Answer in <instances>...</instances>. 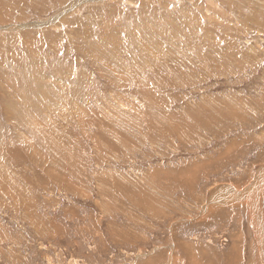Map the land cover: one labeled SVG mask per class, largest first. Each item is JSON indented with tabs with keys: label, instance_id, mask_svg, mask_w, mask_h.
I'll use <instances>...</instances> for the list:
<instances>
[{
	"label": "rangeland",
	"instance_id": "rangeland-1",
	"mask_svg": "<svg viewBox=\"0 0 264 264\" xmlns=\"http://www.w3.org/2000/svg\"><path fill=\"white\" fill-rule=\"evenodd\" d=\"M263 169L264 0H0V264H264Z\"/></svg>",
	"mask_w": 264,
	"mask_h": 264
},
{
	"label": "bare ground",
	"instance_id": "bare-ground-1",
	"mask_svg": "<svg viewBox=\"0 0 264 264\" xmlns=\"http://www.w3.org/2000/svg\"><path fill=\"white\" fill-rule=\"evenodd\" d=\"M11 7H13V6H11ZM170 134V133H169ZM264 170V169H263ZM261 174V173H260ZM264 177V176H263ZM261 179H263V178H261ZM260 180V179H259ZM264 181V180H263ZM259 183H260V181H259ZM252 192H249L248 191V189H246V190H244V192H242V194L240 195V198L239 199H241V200H244L245 198L247 199V198H250L251 199V201H249V202H252L251 204H252V209H253V201L256 203V201H258L256 198H260L261 197V193H263V196H264V182H261L260 184H258V183H256V185H255V188L253 189L252 188ZM236 192V191H235ZM234 192V193H235ZM260 195H259V194ZM236 195V194H235ZM255 195H256V197H255ZM257 204V203H256ZM264 204V203H263ZM258 205L260 206L261 205V201H259V203H258ZM213 207V206H212ZM211 207V208H212ZM263 207V206H262ZM262 210V209H261ZM253 211L255 212V210L253 209ZM253 212V213H254ZM256 213H258V212H256ZM254 214V217L257 219V226L255 227V230L257 231V232H260V239L259 240H255V241H253V244H252V246H253V249H254V247L256 246V247H258V242L259 243H261L263 246H264V219H263V216H262V214L261 215H259L260 213H258V214ZM263 213H264V211H263ZM254 244H255V246H254Z\"/></svg>",
	"mask_w": 264,
	"mask_h": 264
}]
</instances>
